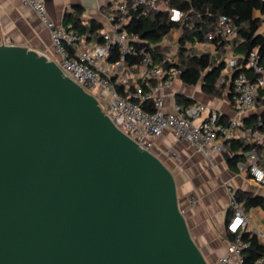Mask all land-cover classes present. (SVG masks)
<instances>
[{"label":"water","instance_id":"95a60500","mask_svg":"<svg viewBox=\"0 0 264 264\" xmlns=\"http://www.w3.org/2000/svg\"><path fill=\"white\" fill-rule=\"evenodd\" d=\"M0 264H208L171 170L14 45H0Z\"/></svg>","mask_w":264,"mask_h":264},{"label":"built area","instance_id":"2783aa9c","mask_svg":"<svg viewBox=\"0 0 264 264\" xmlns=\"http://www.w3.org/2000/svg\"><path fill=\"white\" fill-rule=\"evenodd\" d=\"M170 1L112 0L104 15L108 28H103L101 43L85 40L76 31L66 30L62 25L56 24L42 0H23V4L48 30L56 56L51 60L56 62L66 77L93 96L100 110L140 148L153 153L155 140L166 130L207 158L225 153L228 140L256 139V130H244V117L254 110L259 92L264 93V57L259 55L258 50L251 52L244 62V69L251 74L248 77L246 73H235L238 57L233 56L229 48L226 49L223 72L230 76V101L233 105V115L227 121H222L217 111L201 103L184 108L174 103L172 112L165 111L164 92L180 75L177 68H164L170 56L180 46L184 50L215 56L217 50L214 40H225L235 30L230 19L222 16L215 29L205 35L204 41L184 42L182 45L179 42V32L173 29L157 44H147L142 36L126 31L125 25L134 13L147 17L150 13L165 9L168 11L169 21L178 23L184 18V14L171 8ZM262 18L264 20V14ZM156 46L166 47L169 51L167 57L159 63L155 62L151 53ZM114 48L117 60L111 62L109 57ZM132 57L135 61L130 63L129 58ZM220 82L221 79L218 80L219 84ZM129 83H132L133 91L128 98H121L115 87ZM144 89L147 91L144 92ZM147 101L151 102L152 111L142 108V104ZM164 153L166 156L170 155L167 151ZM247 175L253 183L264 186V170L254 159L247 166ZM228 198L231 215L226 224V233L232 239L228 244L229 255L218 258L216 263L245 264L243 251L249 248L250 243L243 237L249 233V220L243 203L236 201L231 192H228ZM194 203L195 199L191 197L190 206ZM254 235L259 243L264 244V230L256 229ZM252 264H264V256Z\"/></svg>","mask_w":264,"mask_h":264},{"label":"crops","instance_id":"0c3cea01","mask_svg":"<svg viewBox=\"0 0 264 264\" xmlns=\"http://www.w3.org/2000/svg\"><path fill=\"white\" fill-rule=\"evenodd\" d=\"M42 1L50 18L63 27H71V23L67 26L63 24L65 17L72 21L77 16L84 23L95 21L104 29L108 28L104 20L107 10L104 8L112 0ZM254 16L258 18L261 14L256 12ZM259 33H264V24ZM0 45L24 47L49 59L56 57L48 30L23 4V0H0ZM221 75L220 89L214 94H206L201 83L187 86L180 78L174 80L164 92L165 111L172 112L173 104L180 97L206 105L227 121L233 115V105L229 97L230 76L223 70ZM223 76L226 78L224 82ZM259 112L260 110L254 109L244 120ZM166 151L170 153L169 156L164 153ZM153 153L171 170L174 177H180V184L176 183L178 201L190 235L207 263L217 264L218 258L229 255V240L226 237V224L231 215L228 192L243 191L264 197V186L253 183L247 175L248 164L257 158L255 151L246 153L233 167L228 164L223 154L207 158L166 130L155 140ZM191 197L195 199L192 206L189 204ZM246 214L249 232L264 230L263 209H250Z\"/></svg>","mask_w":264,"mask_h":264},{"label":"trees","instance_id":"16d2710c","mask_svg":"<svg viewBox=\"0 0 264 264\" xmlns=\"http://www.w3.org/2000/svg\"><path fill=\"white\" fill-rule=\"evenodd\" d=\"M109 5L104 9L108 10ZM161 7L164 8L162 5ZM170 7L183 12L184 18L178 23L170 22L168 11L160 9L150 13L147 17L134 13L125 25L126 31L142 36L147 44H157L168 31L173 29L179 32V42L182 45L184 42L204 41L205 35L215 29L219 18L222 16L230 19L231 24L235 26V30L229 38L214 40L217 50L215 56L193 50H184L181 46L170 56L164 64V68L166 70L179 69V78L183 84L196 86L201 83L202 90L206 94H214L215 91H218L220 89L218 80L221 78L224 69L223 59L227 48L233 56L238 57L234 67L235 73H246L248 77L251 74L243 67L248 55L254 50H258L259 55L264 57V33H259V29L264 24L262 18L264 0H171ZM256 12H259L261 17L256 18L254 16ZM68 23H71V27H64L66 30H74L85 40H95L97 43H101L103 31L101 24L95 21L84 23L77 16L72 21L65 17L63 24L67 26ZM168 52V48L160 46L151 50L156 63L167 57ZM116 60L117 51L114 48L109 61L115 62ZM133 61L135 58H129L130 63ZM225 79L223 76V82ZM152 83L154 82L152 81ZM115 90L121 98H128L133 91V85L129 83L128 85L116 86ZM146 91L144 89V92ZM176 103L183 108L194 104L193 101L180 97H177ZM258 107H261L259 114L251 115L244 120V130L248 128L256 130L258 137L253 140L238 138L226 142L225 153L228 155V164L233 167L246 153L255 151L258 156L257 163L260 166L257 165L264 170V155L261 154L264 153V145L260 139L261 133L264 134V93L262 91L259 92L254 109H260ZM142 108L146 111H152L151 102L143 103ZM221 120L224 121V118ZM232 194L236 201L243 203L245 211L254 208L264 210V197L243 191H236ZM226 237L229 241L232 239V236L227 233ZM243 239L250 243L249 248L243 251L245 264H252L264 256V244L257 241L254 233H246Z\"/></svg>","mask_w":264,"mask_h":264},{"label":"rangeland","instance_id":"374dc122","mask_svg":"<svg viewBox=\"0 0 264 264\" xmlns=\"http://www.w3.org/2000/svg\"><path fill=\"white\" fill-rule=\"evenodd\" d=\"M258 108H260V109H258V110H261V107H258ZM263 135H264V134L261 133L260 139H261V143L264 145V136H263ZM261 154L264 155V153H261ZM256 157H257V158H255L254 161L257 163L258 156H256ZM250 162H251V161H250ZM257 164L260 166L259 163H257ZM175 179H176V183L179 185V184H180V177H179L178 175H176V176H175Z\"/></svg>","mask_w":264,"mask_h":264}]
</instances>
